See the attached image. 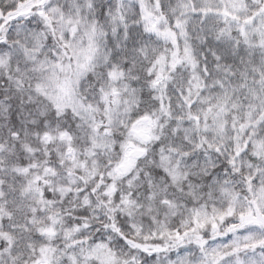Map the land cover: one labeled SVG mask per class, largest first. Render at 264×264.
Here are the masks:
<instances>
[{"label": "snow or ice", "instance_id": "snow-or-ice-1", "mask_svg": "<svg viewBox=\"0 0 264 264\" xmlns=\"http://www.w3.org/2000/svg\"><path fill=\"white\" fill-rule=\"evenodd\" d=\"M0 264H264V0H0Z\"/></svg>", "mask_w": 264, "mask_h": 264}]
</instances>
